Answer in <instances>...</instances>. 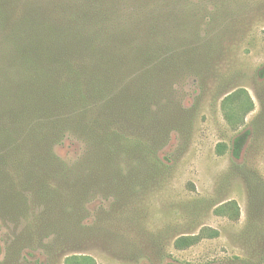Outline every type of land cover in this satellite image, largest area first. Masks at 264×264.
I'll use <instances>...</instances> for the list:
<instances>
[{"label": "rangeland", "instance_id": "rangeland-1", "mask_svg": "<svg viewBox=\"0 0 264 264\" xmlns=\"http://www.w3.org/2000/svg\"><path fill=\"white\" fill-rule=\"evenodd\" d=\"M186 2L207 11L212 28L195 22L213 51L175 86L167 123L125 126L128 153L109 164L90 131L67 135L57 157L92 164L71 177L27 151L4 158L0 264L264 263V0Z\"/></svg>", "mask_w": 264, "mask_h": 264}, {"label": "trees", "instance_id": "trees-1", "mask_svg": "<svg viewBox=\"0 0 264 264\" xmlns=\"http://www.w3.org/2000/svg\"><path fill=\"white\" fill-rule=\"evenodd\" d=\"M187 4L194 11L185 17ZM203 13L186 0H0V168L27 151L41 169L71 177L92 164L59 159L55 147L88 131L107 164L120 160L125 126L167 123L175 86L197 77L196 59L212 53L213 38L200 42L195 22L212 28ZM149 152L150 165L164 164ZM48 187L35 196H48Z\"/></svg>", "mask_w": 264, "mask_h": 264}]
</instances>
